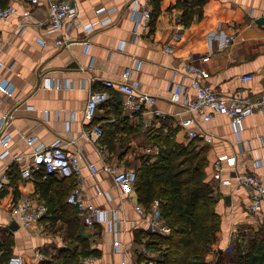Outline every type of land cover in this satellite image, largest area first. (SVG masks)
I'll return each mask as SVG.
<instances>
[{
    "label": "crops",
    "instance_id": "1",
    "mask_svg": "<svg viewBox=\"0 0 264 264\" xmlns=\"http://www.w3.org/2000/svg\"><path fill=\"white\" fill-rule=\"evenodd\" d=\"M50 1L9 0L17 13L0 19V82L13 86L12 94L0 105V116L11 114L4 131L11 136L10 153L0 156V176L9 177L0 194V244L12 238L7 264L13 258H21L23 264H40L69 247L61 209L76 186L75 178L47 176L43 170L26 178L22 174L25 162L16 161L15 156H29L35 147H49L61 139L66 150L81 151L83 165L91 161L101 167L99 144L82 136L83 130L93 126L103 128L99 143L105 147L107 160L120 168L130 167L138 150L159 152V146L146 134L151 127H164L165 132L175 129L178 142L194 139L206 146V181L214 188L216 211L222 220L206 261L220 264V253L229 254L236 240L259 230L257 222L264 224V207L251 212L247 191L234 180L236 173L264 172V112L245 117L236 133L230 117L216 114L203 120L181 103H173L170 95L175 84L189 87L191 79L184 69L187 62L201 70L202 77L220 92L241 90L254 95L264 91V0H202V8L194 5L199 0H150L152 18L147 27L129 10L131 0H77L76 22L68 20L55 32L49 30ZM101 7L105 9L97 11ZM26 9L31 10L28 18L23 16ZM186 11L196 12L189 25L183 20ZM92 23L91 31L83 27ZM60 38L66 39L61 46L57 44ZM167 46L174 50L167 51ZM129 68L130 81L156 96V107L169 116L130 115L122 106L124 94L113 90L114 96L99 106L94 119L86 120L89 92L103 89L104 79L121 80ZM45 75L52 78L51 88L43 86ZM247 75L253 78L244 79ZM188 116L196 117L193 129L198 137L193 139L180 126ZM30 136H36L34 145L27 143ZM3 151L0 143V154ZM221 156L235 158V163L225 158L218 168L216 161ZM90 172L85 166L83 187L88 200L105 210L109 220L117 219L114 229L107 222L89 227L82 220L83 234L101 251L100 256H93L92 264H144L150 257L157 261L159 252L147 244L153 232L135 209L139 203L136 190L126 195L112 173ZM230 177L231 184L222 183ZM46 180L49 183H41ZM20 196H30L48 207L42 220L31 228L11 214L10 204ZM14 221L18 225L13 229ZM3 252L0 250V260Z\"/></svg>",
    "mask_w": 264,
    "mask_h": 264
},
{
    "label": "built area",
    "instance_id": "2",
    "mask_svg": "<svg viewBox=\"0 0 264 264\" xmlns=\"http://www.w3.org/2000/svg\"><path fill=\"white\" fill-rule=\"evenodd\" d=\"M32 4L39 2V0H23ZM77 0H51L49 2V30L55 32L61 30L68 20L76 22L79 15ZM105 7L99 8L97 11H103ZM129 10L143 27L149 26L152 18L150 0H131ZM17 10L11 6L0 8V19L16 14ZM24 18L31 16V10L26 9L23 12ZM82 26L81 23L77 24ZM95 24L83 26L88 31L94 29ZM230 40V39H229ZM66 42L65 38L57 40L59 46ZM167 51H173L171 46L166 47ZM0 62V66H1ZM185 74L190 77V85L185 86L183 83L172 86L170 100L173 103H181L186 106L191 113L199 114L203 120H211L216 114H223L230 117L232 125L236 133L241 131L242 123L245 117L257 113L264 112V91L254 95H248L241 90L234 93H223L205 80L203 73L192 62H187L184 65ZM131 70H125L122 74L121 80L104 79L103 89H93L89 92V98L85 108V118L88 121L94 119L96 112L101 104L108 101L112 95L113 90H118L124 94L123 109L130 115H147L152 114L156 118H167L169 115L166 111L156 107V96L147 93L141 89L139 83L130 81ZM253 75L244 76V79H252ZM44 88H51L52 78L45 75L43 78ZM13 86L4 81L0 82V105L5 100V97L12 94ZM192 90V91H191ZM194 90V91H193ZM11 120V114H4L0 116V143L4 147V151L0 154L1 157L7 156L10 153L11 136L4 134L5 128ZM196 123V117L188 116L180 121V126L187 132L189 138L198 137V132L193 129ZM150 124L147 122L146 126ZM104 130L100 126H93L90 129H85L82 136L87 140H91L99 144L102 159V166L88 161L86 165L82 163L81 151L73 153L64 148L62 140H56L51 146L35 147L34 152L29 155H16V161H24L25 166L22 170L24 177L29 178L34 172L43 170L45 174H57L65 177H74L76 179V186L69 193L67 201L74 205L78 214L89 227L96 223L107 222L112 228L115 225L117 228V219L109 220L106 211L96 206L88 200L83 184L85 182V175L83 169L86 166L91 174L97 173L99 170H104L113 174L114 182L119 189L126 195L135 192L137 183V170L132 167L120 168L113 162L107 160V153L105 147L99 140L102 138ZM30 145L35 144L36 136L26 138ZM226 156H221L216 161L218 168H221V161ZM230 164L235 163V158H226ZM232 178L222 179V183L231 184ZM234 180L239 187L245 188L248 197L250 198V211L259 212L264 207V172L259 173L255 171L236 173ZM9 181L8 175L0 176V194L5 183ZM101 193V191L99 190ZM11 214L20 223L27 228H31L40 222L48 211L45 203L37 202L30 196H20L13 199L10 204ZM136 211L149 224V230L162 235H167L172 231V227L164 218L161 210V201L156 199L153 201L150 210H147L142 204L135 205ZM114 229V228H113ZM119 244V240L115 241ZM144 251L150 254L147 248ZM93 256L86 258L87 264H92ZM11 264H23L21 258H13ZM144 264H156L153 258H149Z\"/></svg>",
    "mask_w": 264,
    "mask_h": 264
},
{
    "label": "trees",
    "instance_id": "3",
    "mask_svg": "<svg viewBox=\"0 0 264 264\" xmlns=\"http://www.w3.org/2000/svg\"><path fill=\"white\" fill-rule=\"evenodd\" d=\"M7 5L9 0H0V8ZM194 5L202 8L203 1L199 0ZM194 13L185 12V24L189 25L194 20ZM201 16L202 12L199 13ZM115 92L112 91V97ZM163 128L151 127L146 132L160 150L157 154L150 153L139 158L142 163L137 170L135 190L139 203L147 210H150L154 200L161 201L162 214L172 231L167 235L153 232L147 244L159 252L156 264H209L206 256L217 241L222 220L216 211L218 200L214 188L206 181L207 148L194 139L180 143L175 138V129L165 132ZM46 182L49 183L48 180L41 181L43 184ZM41 192L44 197L47 196L44 188ZM68 195L61 217L67 225L69 247L60 249L40 264H87V257L101 255V251L92 246L90 237L83 234V219L77 208L67 201ZM247 237L249 239L242 244V239ZM11 245L12 238L9 237L0 244V250L4 251L1 264H7ZM232 247L229 254L220 253V264H264L263 231H252L242 236Z\"/></svg>",
    "mask_w": 264,
    "mask_h": 264
},
{
    "label": "rangeland",
    "instance_id": "4",
    "mask_svg": "<svg viewBox=\"0 0 264 264\" xmlns=\"http://www.w3.org/2000/svg\"><path fill=\"white\" fill-rule=\"evenodd\" d=\"M154 153L155 152H153V151L151 152V154H154ZM147 154H150V153H147L146 151L145 152H142V151H139L138 150V152H136V154H134V156L132 157V159L130 161L131 162V164H129L130 167L134 168L135 170H138L139 166H141V163H142L139 158H141L142 156H146ZM255 227H256V229H259V230H261V231L264 232V224L261 223V221L257 222V224H256ZM247 239H249V237H247L246 239H242V241H241L242 244L245 243L247 241ZM236 241L238 242L239 239L236 240Z\"/></svg>",
    "mask_w": 264,
    "mask_h": 264
},
{
    "label": "water",
    "instance_id": "5",
    "mask_svg": "<svg viewBox=\"0 0 264 264\" xmlns=\"http://www.w3.org/2000/svg\"><path fill=\"white\" fill-rule=\"evenodd\" d=\"M16 225V226H15ZM17 223L14 221V222H12V224H11V227L14 229L15 227H17Z\"/></svg>",
    "mask_w": 264,
    "mask_h": 264
}]
</instances>
